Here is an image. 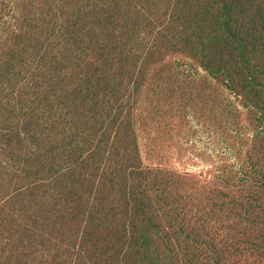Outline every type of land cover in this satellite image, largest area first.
Instances as JSON below:
<instances>
[{
	"label": "rangeland",
	"instance_id": "obj_1",
	"mask_svg": "<svg viewBox=\"0 0 264 264\" xmlns=\"http://www.w3.org/2000/svg\"><path fill=\"white\" fill-rule=\"evenodd\" d=\"M262 1L0 0V264H264Z\"/></svg>",
	"mask_w": 264,
	"mask_h": 264
},
{
	"label": "trees",
	"instance_id": "obj_2",
	"mask_svg": "<svg viewBox=\"0 0 264 264\" xmlns=\"http://www.w3.org/2000/svg\"><path fill=\"white\" fill-rule=\"evenodd\" d=\"M216 1L217 0H195V2H196L195 9L183 12V25H181L180 27L183 26V30H187L188 27H189V24L191 23V21L193 19H195L197 16L203 14V12L201 11V6L206 4V5H209L211 8H214V6L216 4ZM262 3H264V2L262 1ZM178 5L183 7V0H178ZM198 40H200V39L192 34L191 37H189L186 41L189 42V43H194V42H197ZM226 41H227V39H226ZM244 59L245 58L240 60V64H239L240 68L243 67L246 70H248L251 67H253L248 60L245 59V61H244ZM55 74H56V72L54 73V75H52V74H43V76H44L43 80L45 82H52V79L54 78ZM257 110H258L259 114L261 113L262 110H263V113H264V106H262L261 108L257 107ZM145 170H148V168L147 169H143V167H141V166L134 168V172L138 176L142 177L144 180L150 177L149 173L144 172ZM132 181L139 182V179H135V180H132ZM123 190H124V193H125V189H123ZM132 195H136V194L133 193ZM123 198H124V195L121 197L120 200H122ZM148 200H150V199L145 198V200H144L145 202H144V204H141V206H143L141 208L146 209V207H148V205L146 204V202ZM191 202H192V199H186L185 200V204L186 205L190 204ZM151 205H152V203H151Z\"/></svg>",
	"mask_w": 264,
	"mask_h": 264
}]
</instances>
